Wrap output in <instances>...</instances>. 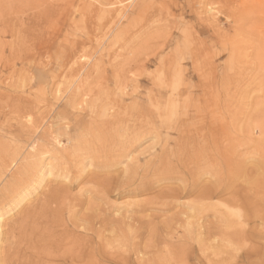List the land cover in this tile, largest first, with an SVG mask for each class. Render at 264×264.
Segmentation results:
<instances>
[{"label": "rangeland", "instance_id": "rangeland-1", "mask_svg": "<svg viewBox=\"0 0 264 264\" xmlns=\"http://www.w3.org/2000/svg\"><path fill=\"white\" fill-rule=\"evenodd\" d=\"M90 67V80L77 90L80 71L87 73ZM69 96L75 102L70 108ZM152 98L159 100L154 106ZM17 100L27 105L13 109ZM92 110L100 115L91 117ZM22 125L33 129L31 138L46 142L48 150L56 151L52 144L60 140L62 159L54 163L61 166L22 202L21 194L40 182V172L29 176L22 193L0 196V264H13L11 227L50 189L70 184L63 178L68 173L72 192L86 187L77 219L93 212V205L107 208V201L121 206L113 214L154 220L136 228L141 236L120 242L124 250L125 243L139 241V259L151 257L152 264H264V0H0V147L26 145L18 129ZM215 128L216 136L211 135ZM65 133L85 146L74 152ZM216 143L234 158L235 166L220 170L222 178L228 177V189L212 201L220 205L229 198V234L209 237L203 228L212 223L217 229L223 207L180 227L174 215L194 214L195 194L183 195L165 210H158L159 202L145 208L136 204L192 183L186 171L185 181L184 173L177 172V159L184 152L206 156ZM159 158L165 163L161 174L155 167ZM219 160L196 166L200 185L218 171ZM188 166L187 171L192 163ZM110 173L135 185L154 181L153 191L92 198L89 178ZM167 224L174 226L164 230Z\"/></svg>", "mask_w": 264, "mask_h": 264}, {"label": "bare ground", "instance_id": "bare-ground-1", "mask_svg": "<svg viewBox=\"0 0 264 264\" xmlns=\"http://www.w3.org/2000/svg\"><path fill=\"white\" fill-rule=\"evenodd\" d=\"M81 68H82V66H81ZM79 74H80L79 76L81 79H80V82L77 83V87H78L77 90H80V88L84 87L85 80L88 79L92 75V67H90L88 69L87 73L80 71ZM89 80L90 79H88V81ZM85 84H86V82H85ZM205 86H207V85H205ZM89 88L91 89V87H89ZM82 90H83V88H82ZM150 92H148V93H150ZM152 93L153 92H151V94ZM43 94L44 93H42V95ZM73 97L74 96H71L69 98V100H67V106L68 107L71 106L72 103L74 102ZM151 97H152V95H151ZM155 100L159 101L158 98H152L151 101H149L150 105L152 103V106H154ZM15 103H16L15 105L13 104L14 105L13 109L17 108V107H24L27 105V104H23V100H17V101H15ZM28 103H31V102H28ZM223 105H224V103H223ZM214 106H216V105L214 104ZM99 115H100V113H97L96 111H93V110L90 113V116L93 118L98 117ZM18 129H19V131H21L20 136L24 135L25 140L23 142H25L26 145L23 146V145L15 144V145H11V146L8 145L9 147H7V148L0 147V196L4 198V196H7L8 194L11 195V194H15L16 192H17V194L20 193L21 190L23 189V188L21 189L20 187L23 185L24 182H26L28 180L29 176H32L34 173L36 175L37 174L39 175V172H40V179H39L40 182H38V185L36 187L32 188L31 192H28V193L23 192V191H22L23 193L21 192L22 193L21 194L22 199L20 202H22L24 200V198H27V197L29 198L32 193H35V191L37 189H39L41 184H43L44 180L54 173L53 171L56 168L55 166L58 165V164L55 165L54 161L56 160V162H57V160L59 158H60V160L62 158L60 155L61 150L59 152V146L57 145V144H60V140L55 141V142H57V144H52L53 147L54 146L56 147V148L54 147L56 151H54V150L51 151L50 149L48 150L46 148L47 147L46 142L40 143L39 138L36 140L31 138L32 137L31 134L33 133V129L28 128L24 125H22ZM91 131H92L91 133L93 134L94 131L93 130H91ZM181 131L182 130H180V132ZM215 131H216V128L214 129V131H212L211 135H213V134L215 135ZM47 133L49 134V131ZM65 134H67V145H68V147L70 146L72 148V150H74V152H75V149H73V148L76 147V149H79L78 145L84 143V142L81 143V141L78 139V137L74 138L73 137L74 135L72 133L71 134L65 133ZM35 135H34V137H35ZM43 137H45V135H43L42 138ZM181 137H182V135H181ZM181 137L179 134L180 139L177 141V143L181 142ZM189 137H190V134H189ZM224 137H225V135H224ZM83 138H84V136H83ZM16 139H18V138H16ZM55 139H57V138L55 137ZM225 139L226 138H224L222 140H225ZM189 140H187V141L185 140L186 145H187ZM20 141H18V142H20ZM183 142H184V140H183ZM84 144H83V146H85ZM221 144L222 143H216L215 148H213V150L211 152H208V155H206V156H203V157L199 156L198 157L197 155L193 156L192 154L190 155V153L185 154V152H184V155H183L184 157L177 159V163L175 164V167L179 168L177 172L184 173L183 178L185 181V178H186L185 171H186L188 173V175L192 176L191 177L192 183L186 184L183 182V184H184L183 187L179 186L178 188H170L168 190L160 191V193L153 198H150L146 201H141V202H137V203L135 202V203L137 205H139L140 207L143 206L142 208H145V207H147V205H153L154 203L159 202V203H161V206H160L161 208H158V210L159 209L165 210V209H168L170 207H173L176 204V202H180L181 201L180 198L183 195L186 196L188 194L189 195L195 194L196 197H195L194 202L192 203L193 209H194V211H193L194 214H192V215L185 214L183 218L181 216L178 217L176 214L174 215V218L177 219L178 222H181L179 224L180 227H183L185 223L188 224L190 218H192V219L200 218V217L204 218V215H206L211 210L214 211V210L219 209L220 207H223V212L220 211L221 209L219 210L222 214H220V216L218 217V219H219L218 223L220 226L224 225V228L221 229L220 226L218 225L216 227L217 229L214 230L215 227L212 226V223L211 224L208 223V225L206 224L207 226H205L203 228H205L204 230L207 231V233L209 234V237H210V235L212 236V234H214L216 232L218 234L219 233L226 234V235L229 234V233H227V228L229 227L230 224H229V222L226 221V219L228 217L226 215V212H227V208H228L229 198L226 199L220 205H214V203L212 202L215 197L220 196L222 194V192H221L222 190L225 191V188L227 187V184H228L227 183L228 181L225 180L228 177L222 178V172H220V170L224 166H226V167L235 166V165H233L234 162L232 160L234 158H231V155H229V154L225 155V153H223L221 151ZM25 146H26V148H25ZM68 147L66 149H68ZM226 148H228V147H226ZM226 148L223 147L224 150H226ZM66 149L63 150V152L66 151ZM62 157H63V155H62ZM218 158L220 159L219 164L221 163V165H220L221 167L218 168V171H215L214 170L215 168H213V170L215 172L212 173L213 175H212V178L209 180V182L207 184L202 183L204 185H202V184L200 185V182H199L200 180H196L197 177L195 179V175H197V173H196L197 167L200 166L199 165L200 162L202 160H204L206 162L212 163L213 160H217ZM64 159H66V158H64ZM238 160H239V158H238ZM241 160H243V159H241ZM159 161H161V163H159L158 166H155V167H157L156 169H158V170H156L157 174H158V171L161 174V171H162L161 169L163 168L162 166L165 164L164 163L162 165L163 160L161 158H159ZM168 162H169V160H168ZM104 163H107V162H104ZM191 163H192V166L189 168L190 170L187 171V169H188L187 167H189L188 165ZM58 166H61V165H58ZM218 166L219 165L217 164V167ZM172 168L173 167H171V165L168 166L169 171ZM63 170H64V168H63ZM213 170H212V172H213ZM227 170H228V168H227ZM63 174H64V172H63ZM110 174H107V175L105 174V176H94V177L89 178L90 182L92 183L91 187L93 188L91 190L92 191V193H91L92 198L103 200V199H108L111 197L120 198L123 195H132V194L143 193L146 191H153L154 181L152 183V182H149L148 180H144L141 178L142 180L140 181V183L135 185L136 181L127 180L128 178L124 179V177H120L118 175L116 176V175H112V174L110 175ZM68 175H69V173H68ZM68 175L64 174L63 178L70 184H63V186H61V187L50 189L45 194V197L42 201L38 202L31 209L27 210L25 212V214L23 215V217L21 218V220L16 225L14 224L11 227L10 233H9V247L8 248H9V253H10V260L12 261V263L13 264H152L153 263L152 261H151L152 263H150V260L152 259L151 257H150V259L148 257L145 260V259H139V257L137 256V253L140 254V252L138 250V247H139L138 244H140L139 241L137 242L134 240L131 243L128 241L129 242L128 244L125 243V249L124 250L121 249L120 242H121V240L123 242V240H125L127 238L131 239L134 234L136 235L135 237L141 236V233L139 231H137L138 229L136 230V228H139V230H141L143 228L142 227L143 225H145V224L151 225V223L154 220L151 217H149L148 220L146 219L147 222L146 221L144 222V221H142V219L141 220L135 219L138 216L137 217L132 216V215H130V216L122 215L121 216V215H119L120 214L119 212H118V214H113L112 212L116 211L118 209L120 210L121 206L120 207H117L115 205L110 206L108 204L109 202L106 203L107 202L106 200H105L106 201L105 205L108 206L107 208L97 209L95 207V205H93L90 207V209L91 208L94 209L93 212L89 211L88 213H85L83 211L84 212L83 215L80 217V219H77V216H79V214H80V209L82 208L81 207L82 206V196L84 194L83 189H86V187L82 186L81 187L82 189H80V191H78L76 193L72 192V186L74 185V183L71 181L72 179H70L71 177ZM95 175H96V173H95ZM68 177H70V178L68 179ZM193 179H195V180H193ZM230 180L231 179L229 178V181ZM79 181L81 182V180H79ZM227 189H228V187H227ZM18 204H20V203H18ZM125 206H126V204H125ZM11 210H9V212H11ZM3 215H4L3 212L0 211V223L4 219V218H2V217H4ZM144 216H145V214H144ZM174 218H172V219H174ZM216 218H217V216H216ZM160 220H162V219H160ZM195 222L196 221L193 220L189 224L193 225V224H195ZM164 224L165 223H163V225ZM174 224H172V225L167 224L166 226H164V230L165 229L167 230L168 228L171 229L174 226ZM197 224H201V223L197 222ZM177 227H179V226H177ZM213 227H214V229H213ZM231 227H232V225H231ZM152 228H154V230H156L155 233H157V236L162 235V233L160 232L158 227H152ZM235 230H236V228H235ZM142 234H144V233H142ZM204 234H205V232H204ZM149 235H150V233H149ZM184 236H186V235H184ZM190 236H192V235H190ZM213 237L215 238L214 235H213ZM157 239H153V240H155L157 242ZM177 242H178V240H177ZM157 243H159V242H157ZM172 243H174V242H172ZM123 246H124V243H123ZM180 246H182V245H180ZM191 252L193 253V251H191ZM158 259H160V258H158ZM187 261H189V260H187ZM199 261H201V260H199ZM171 263H173V262H171ZM255 263H257V262H255Z\"/></svg>", "mask_w": 264, "mask_h": 264}]
</instances>
